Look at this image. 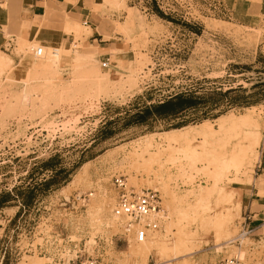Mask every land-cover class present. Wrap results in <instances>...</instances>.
<instances>
[{"label": "rangeland", "instance_id": "374dc122", "mask_svg": "<svg viewBox=\"0 0 264 264\" xmlns=\"http://www.w3.org/2000/svg\"><path fill=\"white\" fill-rule=\"evenodd\" d=\"M117 1H80L79 7L86 16H104L99 31L108 39L102 50L88 45L93 29L89 17L84 15H79L78 20L70 15L64 19L67 23L74 20L80 26L78 32L62 28L73 36L71 42L50 45L69 51L62 61L55 59L49 45L35 40L22 42L21 35L17 36L14 54L0 49L3 253L17 225L16 217L24 207L58 205L61 197L78 192L95 193L87 218L96 232L109 236L120 233L111 216L117 197L115 176L127 178L129 187L136 191L153 189L162 194L166 218L158 232L164 237L174 210L184 208L185 201L195 204L199 189L214 184L204 170L208 167L205 155L197 163L198 170H191L187 164L190 161L171 151L165 137L174 130L196 127L192 130L195 132L206 124L217 128L221 118L241 115H249L256 124L261 123L264 133V17L255 12L252 17L230 19L225 4L228 7L231 2L225 0H119L125 3L123 6ZM257 2L253 0L255 5ZM128 4L136 8L130 9ZM87 35L90 36L85 38ZM11 36L7 32L9 39ZM38 48L44 50L41 57L34 54ZM76 52L85 58L77 60ZM89 53L96 61L88 57ZM104 63L109 66L104 68ZM180 94L202 98L201 105L174 120L149 117L145 123L138 122L140 112ZM148 137L155 138L151 153L161 165H155L153 173L131 164L137 160L134 152ZM198 142L194 145L200 152L230 150V146L215 148L210 144L201 148ZM174 146L179 149L184 144ZM259 148L263 160L264 134ZM171 155L182 156L178 157L177 165L169 160ZM261 162L255 169L256 183L235 182L243 176L231 169L229 177L233 182L227 186L241 189L242 200L246 194H254V200L264 205ZM182 167L186 168V175ZM13 217L16 219L8 225L7 221ZM235 217L236 224H231L234 234L223 247L214 243L213 233L200 230L203 239L200 252L182 262L215 264L223 258L239 257L247 264H264V238L255 241L250 236L242 237L246 226L243 210L240 217L237 214ZM114 244L113 264H137L135 258L129 259V245L118 237L114 238ZM45 263L42 258L9 253L4 261V264ZM149 264H156V259L150 257Z\"/></svg>", "mask_w": 264, "mask_h": 264}, {"label": "bare ground", "instance_id": "6f19581e", "mask_svg": "<svg viewBox=\"0 0 264 264\" xmlns=\"http://www.w3.org/2000/svg\"><path fill=\"white\" fill-rule=\"evenodd\" d=\"M117 2L122 6L125 5L123 1L120 2L118 0ZM24 27L31 29L32 25L31 23H26L24 24ZM63 27L67 29L70 27L68 31L73 29H76L77 31L80 26L77 24V22L72 20L70 23L64 21ZM78 34L80 35V33ZM89 36L90 35H87L85 38H88ZM76 38L78 39L79 36ZM85 38L82 39L84 40ZM21 40L22 42H26V40L23 38H21ZM35 42L37 43L38 41L35 40ZM53 48L54 47L50 46L49 50L51 49V52L54 53L51 54L54 55L55 59L59 61H62L64 54L69 52L57 47H55L54 51H52ZM81 57H83L82 54H76L77 60ZM88 57L91 58V60L93 59L96 61L92 53H89ZM0 66L2 67L1 63ZM261 125V123L256 124L249 115H241V117L237 118L236 116L224 117L218 121L217 128L212 124H206L200 126L195 132L192 130L196 127L191 129L189 128L190 130L186 129L187 131H181L179 129L180 131L174 130L173 133L168 134V136L165 137V143L168 145L171 151L179 152L185 157V159L190 161L187 162V164L189 163L188 167L191 170H198L197 163L203 161V157L205 155L207 157L206 161L208 162V167L206 166L204 170L208 172V175L213 179L214 184L211 187H201L199 189V199L195 204L185 201L184 208L174 210L172 215L173 218H176L177 220L174 221L172 220V216L170 217L172 222L167 227L168 229L166 228L168 232H166V236L162 234L164 236L162 237L160 232L155 231L153 233H149L148 239L142 243L136 242L134 240L131 241L129 244V259L135 258V260H137V264H149L150 257L156 259V264H172L174 262H179V264H187L182 262V260L200 252V243L202 244L203 240L199 236L200 230L203 231V233L206 232V234L213 233L214 237L216 238V242L214 243H216L218 246H221L223 243L225 244L226 241L232 239V235L234 233L231 229V224L233 223V220L237 218L235 217L236 214L238 217H240L242 210V190L239 188H228L227 185L233 182L229 176L231 175L230 173H232L231 169H235L238 174L243 176L242 179H238L236 176L237 180H234L235 182L245 185L256 183L255 169L257 164H259L262 160V154L258 150L263 144L264 133H262ZM154 139L148 137L142 143L140 142L141 144L139 146V150L134 152V156L137 160L134 161L132 159L134 162H131L134 168H146L149 172H152L154 166L159 164L158 158L155 157L156 155H152L153 153H151V149L154 148L153 146L155 144ZM196 141H200L202 144L200 146L201 148H204L206 145L210 144L216 146L215 148H225L230 146V150L225 149V151L218 152V149L213 147L215 150L211 149V151L208 152H206L207 150H203L201 153L198 149V146L195 147L194 145ZM181 143L184 144L182 148H175V144L177 145ZM147 154L149 155L148 159L146 158ZM178 157L171 155L169 160H171L173 163H176L180 159ZM140 162L143 164H140ZM175 165H177V163ZM163 168L164 167H162V169ZM181 171H183V174H185L186 168L182 167ZM260 185L262 191H264V178L261 179ZM164 189L166 191L169 190L168 186L166 185L164 186ZM114 225L116 226L115 222ZM192 226H195L194 228L196 229L193 230L191 228ZM246 240L249 241V239ZM218 248L221 250L220 247ZM202 249L203 247L201 250Z\"/></svg>", "mask_w": 264, "mask_h": 264}, {"label": "built area", "instance_id": "2783aa9c", "mask_svg": "<svg viewBox=\"0 0 264 264\" xmlns=\"http://www.w3.org/2000/svg\"><path fill=\"white\" fill-rule=\"evenodd\" d=\"M36 57L44 54L43 48L34 51ZM109 63H104L107 68ZM113 186L117 197L112 219L120 233L109 236L98 233L87 218L88 207L95 195L78 192L68 198L61 197L58 205L23 208L16 217L17 225L5 247L0 237V264L9 255H26L46 260L45 264H113L114 238L127 245L148 239L149 233L161 229L166 211L163 197L158 190L136 191L130 188L127 178L115 176ZM15 217L7 221L11 224ZM1 227H3L0 224ZM4 232L6 229H1ZM244 227L242 237L250 236ZM15 236V237H14ZM2 255V256H1ZM215 264H247L239 257L220 259Z\"/></svg>", "mask_w": 264, "mask_h": 264}, {"label": "crops", "instance_id": "0c3cea01", "mask_svg": "<svg viewBox=\"0 0 264 264\" xmlns=\"http://www.w3.org/2000/svg\"><path fill=\"white\" fill-rule=\"evenodd\" d=\"M80 1L82 0H0V49L11 50L14 54L18 35L25 40H37L49 46L71 42L73 36L62 30L64 19L70 15L72 19L78 20L79 15H84L89 17L93 29V34L87 40L88 45L102 50L104 42L108 39L107 35L99 31L104 16H86L79 7ZM227 1L231 2L228 7L227 3L225 4L230 19L238 16L252 17L255 12L258 17H264V0H257L256 5L253 0H225ZM128 7L136 8L129 4ZM115 16L117 15L114 14ZM26 23H31L33 27L25 28ZM7 32L12 34L10 39ZM262 166L264 167V157L260 164V167ZM254 196V194L244 196L242 210L246 219L245 228L251 232L250 237L260 241L264 238V205L254 200Z\"/></svg>", "mask_w": 264, "mask_h": 264}, {"label": "trees", "instance_id": "16d2710c", "mask_svg": "<svg viewBox=\"0 0 264 264\" xmlns=\"http://www.w3.org/2000/svg\"><path fill=\"white\" fill-rule=\"evenodd\" d=\"M201 101L202 98L194 95H176L162 104L146 108L138 114L137 120L139 123H145L149 117L160 120H174L189 110L198 109L201 105ZM177 128L180 127L177 126Z\"/></svg>", "mask_w": 264, "mask_h": 264}]
</instances>
